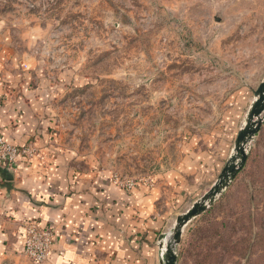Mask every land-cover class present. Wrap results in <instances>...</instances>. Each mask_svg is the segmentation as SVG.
Masks as SVG:
<instances>
[{
  "label": "rangeland",
  "instance_id": "1",
  "mask_svg": "<svg viewBox=\"0 0 264 264\" xmlns=\"http://www.w3.org/2000/svg\"><path fill=\"white\" fill-rule=\"evenodd\" d=\"M0 25L16 61L37 64L28 74L55 150L123 189L159 193L169 219L161 234L218 179L264 79V0H0ZM248 165L227 208L212 212L228 192L187 228L180 259L206 253L226 216L237 245L247 184L263 189V224L264 125ZM0 264L39 263L23 252ZM249 264H264V250Z\"/></svg>",
  "mask_w": 264,
  "mask_h": 264
},
{
  "label": "crops",
  "instance_id": "2",
  "mask_svg": "<svg viewBox=\"0 0 264 264\" xmlns=\"http://www.w3.org/2000/svg\"><path fill=\"white\" fill-rule=\"evenodd\" d=\"M6 40L0 27V135L37 152L13 171L0 169V262L24 252V225L35 222L55 233L46 264H160L157 240L169 219L159 193L128 191L97 166L64 161L39 117L44 106L29 75L37 64L18 63Z\"/></svg>",
  "mask_w": 264,
  "mask_h": 264
},
{
  "label": "water",
  "instance_id": "3",
  "mask_svg": "<svg viewBox=\"0 0 264 264\" xmlns=\"http://www.w3.org/2000/svg\"><path fill=\"white\" fill-rule=\"evenodd\" d=\"M264 125V79L255 91L243 126L238 132L234 148L225 163L224 169L211 189L193 203L191 208L179 215L170 231L158 238L160 264H179V249L183 244L187 228L202 217L228 192L237 176L245 168L252 143Z\"/></svg>",
  "mask_w": 264,
  "mask_h": 264
},
{
  "label": "trees",
  "instance_id": "4",
  "mask_svg": "<svg viewBox=\"0 0 264 264\" xmlns=\"http://www.w3.org/2000/svg\"><path fill=\"white\" fill-rule=\"evenodd\" d=\"M250 166L246 168L237 176L235 183L232 185L228 193L222 198L220 203L212 210V212L219 211L222 208H227L228 203H230L231 198L234 196L240 184L244 181V174L248 171ZM241 181V182H240ZM247 189L250 190V195L248 197L246 213L242 214L238 221L241 222L242 226L239 228L240 232L244 233V236L239 239L237 245L229 247L231 244L233 235L236 233L235 225L229 229L226 221L229 219V216L224 217L222 223H219L220 226L215 228L212 237L218 236L220 238L215 244H213L209 250L203 255H196L197 258L192 257L191 250L186 254L181 256L182 264H187L188 258H194V264H225V258H237L242 261H238L235 264H249L251 255L254 251H263L264 250V220L263 224L259 222L261 213L258 209V204L260 203L259 198L255 196L258 190L261 192L263 189H257L254 185L250 187L249 184L246 185ZM256 191V192H255ZM236 215L238 213H235ZM261 226H260V225ZM209 240H213L212 237L208 236ZM197 238V240H195ZM198 236L195 232L192 233V239L189 242V246H194L195 249H199L200 245H196L198 242ZM196 245V246H195ZM237 248L239 251L233 255L227 256L231 253L233 248ZM220 252V253H218ZM227 256V257H226Z\"/></svg>",
  "mask_w": 264,
  "mask_h": 264
},
{
  "label": "built area",
  "instance_id": "5",
  "mask_svg": "<svg viewBox=\"0 0 264 264\" xmlns=\"http://www.w3.org/2000/svg\"><path fill=\"white\" fill-rule=\"evenodd\" d=\"M37 150L31 146L19 148L9 144L0 135V169L13 171L19 161L29 163ZM55 233L52 229L44 228L38 223L29 222L24 225V253L39 264L48 261Z\"/></svg>",
  "mask_w": 264,
  "mask_h": 264
}]
</instances>
